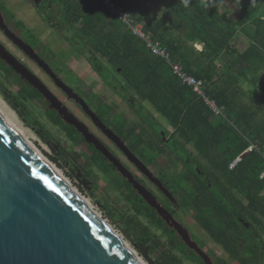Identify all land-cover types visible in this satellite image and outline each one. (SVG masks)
Masks as SVG:
<instances>
[{
	"label": "trees",
	"instance_id": "1",
	"mask_svg": "<svg viewBox=\"0 0 264 264\" xmlns=\"http://www.w3.org/2000/svg\"><path fill=\"white\" fill-rule=\"evenodd\" d=\"M33 1L48 27L62 34L142 123L154 129L163 144L157 153L169 149L183 165L174 173L178 212L190 213L238 264H264V111L257 105L264 102V0H206L207 7L202 0H188L187 6L184 0H114L163 45L173 63L202 81L205 97L225 119H219L205 99L183 84L166 60L154 55L101 0ZM240 32L249 41L243 52L235 44ZM198 43L203 44L201 51L195 48ZM225 53L233 57L231 64ZM245 85L250 88L244 90ZM142 102H148L173 132L151 114L143 120ZM96 166L107 172L102 162L96 161ZM184 181L192 188L185 189ZM119 192L135 212L128 217L133 226L142 231L144 217L155 229L163 228L167 243L150 229L142 235L162 252L163 264H182L176 250L198 264H228L211 259L185 223L175 222L161 206L151 207L127 180Z\"/></svg>",
	"mask_w": 264,
	"mask_h": 264
},
{
	"label": "flooded vegetation",
	"instance_id": "2",
	"mask_svg": "<svg viewBox=\"0 0 264 264\" xmlns=\"http://www.w3.org/2000/svg\"><path fill=\"white\" fill-rule=\"evenodd\" d=\"M0 14L4 20V24L0 21V47L9 57L0 54V72L18 86L15 106L25 110L27 102L34 105L49 123L64 133L67 141L77 147L93 168L117 182L118 191L121 182L127 180L151 207L161 206L175 222L184 223L178 216L174 191L178 160L169 149L166 153H157L163 144L158 141L154 129L141 119L140 124L131 123L130 106L119 94L127 104L126 110L118 108L110 96L85 90L81 78L70 72L69 66L66 70L54 66L48 55L53 48L46 44V31L39 38L23 19L7 9L5 14L1 5ZM39 16L46 23L45 16ZM147 139L154 142L149 144ZM163 155L173 157L168 159L171 170L159 163ZM96 161L104 164L106 173L96 166ZM161 230L164 233L163 228ZM196 236L191 234L192 239ZM197 239L200 245L202 242L199 237ZM203 251L214 259L212 250L203 248ZM203 259L209 261L206 255Z\"/></svg>",
	"mask_w": 264,
	"mask_h": 264
},
{
	"label": "rangeland",
	"instance_id": "3",
	"mask_svg": "<svg viewBox=\"0 0 264 264\" xmlns=\"http://www.w3.org/2000/svg\"><path fill=\"white\" fill-rule=\"evenodd\" d=\"M0 5L3 7L5 14L7 9V12L10 10L14 15L23 19L30 30L39 38L46 31V44L53 48L52 51H48V55L54 66L65 70L69 66V71L81 78L83 88H86L85 90L110 96L112 97L110 100L116 102L118 108H124L125 110L128 108L127 104L118 96V93L100 79L86 59L75 52L65 40L64 36L48 27L39 16L40 13L33 0H0ZM55 8V11L58 13L59 9L57 7ZM231 12L235 14V17L239 15L233 9ZM235 42L241 52L249 44V41L241 32ZM195 48L201 50L202 44L195 45ZM223 57L227 64L233 62V57L227 53L223 54ZM114 75L121 82H124L118 74L114 73ZM249 88V85L243 87L244 90ZM17 91L18 86L13 81L6 80L0 72V109L8 119L46 156L82 196L88 200L93 209L108 224H111L112 228L128 243V246L134 252H137L138 257L145 264H163L162 252L154 250L150 243L143 240L142 235L146 229H150L162 241L167 243L169 240L165 233L161 229L152 227L144 217H140L142 231H140V227L136 228L133 226L129 222L128 217L134 216L135 212L118 191L117 182L93 168L83 154L79 152L77 147L67 141L64 133L49 123L42 112L35 109L34 105L27 102L25 104V110L18 109L14 104V98H18ZM244 100L248 104L252 102L247 94H245ZM261 102L257 105H262L264 111V102ZM142 104L146 109V112H143V120H146L151 114L168 132H173L168 122L157 114L148 102H142ZM135 113L131 108H128L130 122L140 124V118ZM218 117L219 119H225L223 114H219ZM34 122L37 123L35 124ZM148 130L152 133L151 129ZM168 159H173V157L163 155L160 157L159 163L168 166L171 170V164ZM177 163L179 164L177 171H182L184 169L182 164L179 161ZM183 186L185 189L192 188L188 181H184ZM178 216L188 226V232L197 235L193 237L194 241L197 244L200 243L197 239L199 237L203 243L204 250L213 251L216 262L226 261L228 264H238L230 258L220 245L209 237L190 213L178 212ZM175 253L182 259V264H198L184 257L178 250Z\"/></svg>",
	"mask_w": 264,
	"mask_h": 264
},
{
	"label": "water",
	"instance_id": "4",
	"mask_svg": "<svg viewBox=\"0 0 264 264\" xmlns=\"http://www.w3.org/2000/svg\"><path fill=\"white\" fill-rule=\"evenodd\" d=\"M0 264H138L1 120Z\"/></svg>",
	"mask_w": 264,
	"mask_h": 264
},
{
	"label": "built area",
	"instance_id": "5",
	"mask_svg": "<svg viewBox=\"0 0 264 264\" xmlns=\"http://www.w3.org/2000/svg\"><path fill=\"white\" fill-rule=\"evenodd\" d=\"M105 7L113 14L117 15L121 22L128 26L134 35H136L139 39L143 40L146 43L147 48H149L152 53L158 57L163 58L172 68L173 73L182 81L183 84L191 87L195 93L202 96L210 109L216 113L217 115L222 114L217 107V105L205 97L203 93V83L202 81L196 80L193 77L187 75L181 68L179 64H175L172 62L169 53L165 50L163 45L160 42L154 41L149 34H146L143 31V27L140 24H136L135 21L126 14L123 9L118 6L114 0H101ZM264 176V175H263Z\"/></svg>",
	"mask_w": 264,
	"mask_h": 264
},
{
	"label": "bare ground",
	"instance_id": "6",
	"mask_svg": "<svg viewBox=\"0 0 264 264\" xmlns=\"http://www.w3.org/2000/svg\"><path fill=\"white\" fill-rule=\"evenodd\" d=\"M0 120L3 121L14 134L22 140V142L32 151V153L40 160V162L59 180L66 188L72 193V195L78 199L87 210L96 218L100 224L112 235L114 240L124 249L125 252L138 264H145L126 243L119 234L112 228L111 224H108L90 205L88 200L82 196V194L58 171V169L42 154L35 145L24 136V134L8 119V117L0 109Z\"/></svg>",
	"mask_w": 264,
	"mask_h": 264
},
{
	"label": "clouds",
	"instance_id": "7",
	"mask_svg": "<svg viewBox=\"0 0 264 264\" xmlns=\"http://www.w3.org/2000/svg\"><path fill=\"white\" fill-rule=\"evenodd\" d=\"M202 2H204V6L207 7V3L206 0H202ZM185 6L188 5V0H184Z\"/></svg>",
	"mask_w": 264,
	"mask_h": 264
},
{
	"label": "crops",
	"instance_id": "8",
	"mask_svg": "<svg viewBox=\"0 0 264 264\" xmlns=\"http://www.w3.org/2000/svg\"><path fill=\"white\" fill-rule=\"evenodd\" d=\"M200 43H198V44H196V45H199ZM203 49V44H202V48H201V50ZM201 50H199V51H201Z\"/></svg>",
	"mask_w": 264,
	"mask_h": 264
}]
</instances>
